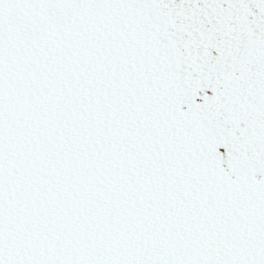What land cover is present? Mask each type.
<instances>
[{"label":"snow or ice","instance_id":"1","mask_svg":"<svg viewBox=\"0 0 264 264\" xmlns=\"http://www.w3.org/2000/svg\"><path fill=\"white\" fill-rule=\"evenodd\" d=\"M0 264H264V0H0Z\"/></svg>","mask_w":264,"mask_h":264}]
</instances>
